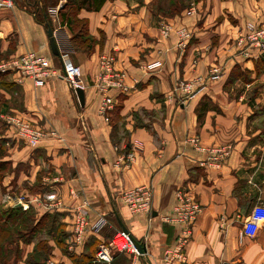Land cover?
<instances>
[{
    "label": "crops",
    "instance_id": "obj_1",
    "mask_svg": "<svg viewBox=\"0 0 264 264\" xmlns=\"http://www.w3.org/2000/svg\"><path fill=\"white\" fill-rule=\"evenodd\" d=\"M69 1L18 0L0 10V54L36 51L58 68L78 66L85 95L81 105L67 80L52 77L37 87L29 78L0 73V139H6L0 159L26 157V181L42 186L26 196L63 201L50 210L35 202L26 210L11 206L1 223L10 225L12 213L22 209L26 239L2 243V264H168L165 251L180 226L166 217L179 189L202 206L184 264H264V53L235 62L225 51L247 21L264 22V0H191L181 13L167 16L159 11L162 0H106L98 10L76 11L86 28L75 39L62 16L71 10ZM59 4L58 18L49 17L48 8ZM47 23L70 35L73 50L62 58L51 49ZM166 23L174 30L164 37ZM179 26L192 31L184 49L177 45ZM103 55H114L116 67L126 72L125 89L106 93L113 103L105 112ZM215 64L226 68L225 75L208 76ZM187 81L198 82L197 92L184 102L181 85ZM205 98L217 109H204L200 119ZM13 112L56 135L47 133L36 148L20 145L4 118ZM195 135L206 150L190 141ZM129 152L132 161L124 158ZM140 185L152 187L150 214L132 213L123 200L126 189ZM70 190H81L85 198ZM80 212L88 227L77 241ZM252 213L259 214L260 228L248 236L242 227ZM101 218L106 223L97 230ZM122 229L144 251L97 260L99 247ZM43 245L44 257L38 254Z\"/></svg>",
    "mask_w": 264,
    "mask_h": 264
},
{
    "label": "built area",
    "instance_id": "obj_2",
    "mask_svg": "<svg viewBox=\"0 0 264 264\" xmlns=\"http://www.w3.org/2000/svg\"><path fill=\"white\" fill-rule=\"evenodd\" d=\"M18 0H0V10L13 8ZM61 5L51 6L48 8V16L51 18H58ZM174 30L169 23L163 24L161 28L164 37L169 36L170 32ZM177 34V45L184 49L192 38V31L186 26H179L175 29ZM54 37L58 44L61 58L73 50V46L69 43L70 35L61 28L54 29ZM228 57L237 62L240 59H250L260 56L264 53V22L262 21H247L239 30L238 35L233 38L229 45L225 48ZM114 55H103L101 57L102 74L99 80V88L105 93L102 100V112L106 111L112 102L110 96L106 93L110 88H124V80L126 72L119 69L115 65ZM160 65V62L147 65L149 69ZM0 73L14 75L20 79L29 78L37 87L44 86L52 77L61 78L69 81V84L74 88L83 86V78L81 76L80 67L67 66L58 68L54 65L52 58L38 53L36 51H26L21 54L10 55V57L0 60ZM226 69L218 64L212 65L209 68V77L220 78L225 75ZM201 82L202 77L199 76L197 80ZM196 83L187 81L182 83L181 100L187 101L192 98L197 92L195 89ZM125 89V88H124ZM7 124L11 127L16 137L23 141L31 148H36L40 141L47 133L56 135L54 130L46 132V130L36 126L33 122L28 120L19 112H13L4 116ZM190 141L198 148L206 150L201 144L199 136L195 135L190 138ZM229 150H221V154L227 155ZM124 158L132 161L134 153H127ZM217 159L216 156L212 157ZM70 194L75 197L85 198L81 190H70ZM123 200L132 213H146L152 212L153 192L152 187L148 185H140L133 188L126 189L123 192ZM20 197L14 201V206H20L24 210L29 209L32 203L38 206L50 209H59L63 206V201L60 198L49 199L41 195L30 197ZM86 201V200H85ZM87 202V201H86ZM201 204L189 193L183 189L177 192L176 206L171 216L166 217L167 221L180 226L179 235L176 242L169 246L165 251V261L168 264H184L187 261V245L193 234V224L195 223L200 211ZM260 216L257 213H252L245 221L242 227V232L248 236H255L260 228ZM106 220L101 218L97 224L99 230ZM88 227V218L84 212L77 214V220L74 224V233L76 240L81 241L84 233ZM114 252H133L139 253L136 248L132 235L127 230H119L108 244H103L99 247L96 253V259L104 262H110L113 259ZM51 264H55L51 262Z\"/></svg>",
    "mask_w": 264,
    "mask_h": 264
},
{
    "label": "rangeland",
    "instance_id": "obj_3",
    "mask_svg": "<svg viewBox=\"0 0 264 264\" xmlns=\"http://www.w3.org/2000/svg\"><path fill=\"white\" fill-rule=\"evenodd\" d=\"M10 55H14V54H10ZM10 55L0 54V60H2L3 57H4L3 59L8 58L10 57ZM240 72H241L240 70H236L235 74L237 75ZM2 128H3V124H1L0 122V133L2 132ZM19 141L21 142L20 145L22 144L26 145L23 141L21 140ZM5 143H6V139H0V150H3L4 153H6ZM27 167L28 166L26 165V157L25 159L22 156L14 157L13 160L7 161L6 169L0 174V219L1 220L6 217V214L9 211H12L11 206H13L14 201L19 199L20 197H24V199H26L25 198L26 194L29 192L28 189H30V193L32 194H38L42 190V186L39 183L29 186L28 182L26 181V170H28ZM24 217H26V213H22V209L14 212L11 215V224L5 226L7 229H9V233L2 232L0 234V257L3 255L5 256V254L2 251V243L6 241V239L13 240V242H17L21 238L26 239V222L22 221Z\"/></svg>",
    "mask_w": 264,
    "mask_h": 264
},
{
    "label": "trees",
    "instance_id": "obj_4",
    "mask_svg": "<svg viewBox=\"0 0 264 264\" xmlns=\"http://www.w3.org/2000/svg\"><path fill=\"white\" fill-rule=\"evenodd\" d=\"M105 1L106 0H70L68 2V5H70L71 10L69 11V13L67 12L63 13L62 16H63V20L66 21L69 24L72 31H74L75 33L74 39L76 37H79V35L85 34V28H86L85 22H79V20L75 18L76 11L81 9L82 7L98 10L102 7ZM190 1L191 0H162L159 5V11L161 14L165 16L178 14V13H181L186 7H188ZM207 108L217 109V106L214 104H210L207 98H205L202 101L201 107L198 109V118L201 119L205 111L204 109H207ZM3 156H4V151L0 150V158H2ZM6 164H7L6 160L0 159V174L6 169ZM22 221L26 222V217H24ZM0 222H1V219H0ZM3 225H4L3 223L0 224V234L2 232L9 233V229L5 228ZM7 240H9L10 242H13V240H10V239H7ZM47 251H48L47 247L43 245L41 248V251H39L38 254L39 256L44 257V255L47 254ZM3 261H4L3 257H0V264H2Z\"/></svg>",
    "mask_w": 264,
    "mask_h": 264
},
{
    "label": "water",
    "instance_id": "obj_5",
    "mask_svg": "<svg viewBox=\"0 0 264 264\" xmlns=\"http://www.w3.org/2000/svg\"><path fill=\"white\" fill-rule=\"evenodd\" d=\"M47 34H48V38H49V41H50V46H51V49H52L53 53L55 55H57V56H61L59 48H58V44H57L56 39H55L54 34H53V29H52V27H51V25L49 23H47ZM70 86H71L72 91L75 94H77L80 104L84 105V103H85L84 89L82 87L74 88L72 85H70ZM133 242H134V244H135V246H136V248L138 249L139 252H143L144 251L143 244H141L140 242H138L134 238H133Z\"/></svg>",
    "mask_w": 264,
    "mask_h": 264
}]
</instances>
